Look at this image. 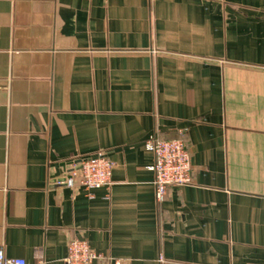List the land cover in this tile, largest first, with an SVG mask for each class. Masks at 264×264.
Masks as SVG:
<instances>
[{"label":"crops","instance_id":"obj_1","mask_svg":"<svg viewBox=\"0 0 264 264\" xmlns=\"http://www.w3.org/2000/svg\"><path fill=\"white\" fill-rule=\"evenodd\" d=\"M192 182L154 194L151 136ZM103 152L109 187L55 185ZM264 264V0H0V246L27 264Z\"/></svg>","mask_w":264,"mask_h":264},{"label":"built area","instance_id":"obj_2","mask_svg":"<svg viewBox=\"0 0 264 264\" xmlns=\"http://www.w3.org/2000/svg\"><path fill=\"white\" fill-rule=\"evenodd\" d=\"M146 148L153 154L151 169L154 179V194L157 201H162L170 187H182L192 182V166L189 148L183 139H165L151 136ZM112 162L103 152L90 155L72 162L65 167L60 178L53 183L59 186L74 188L83 187L87 193L99 187H109ZM104 259L100 253L92 250L85 239L72 238L67 244L65 262L67 264H89L93 260ZM158 261L167 264L162 256ZM118 264V261H114ZM0 264H27L23 258L10 257L0 246Z\"/></svg>","mask_w":264,"mask_h":264}]
</instances>
